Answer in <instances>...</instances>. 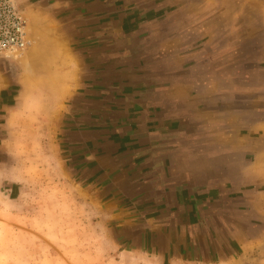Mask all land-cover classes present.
I'll return each instance as SVG.
<instances>
[{"label": "crops", "instance_id": "crops-1", "mask_svg": "<svg viewBox=\"0 0 264 264\" xmlns=\"http://www.w3.org/2000/svg\"><path fill=\"white\" fill-rule=\"evenodd\" d=\"M16 2L30 46L14 105L25 96L47 112L57 165L101 203L120 254L142 264H260L257 107H241L242 83L186 48L179 65L145 59L155 35L144 29L163 10L173 32L189 25L177 17L191 0Z\"/></svg>", "mask_w": 264, "mask_h": 264}, {"label": "rangeland", "instance_id": "rangeland-1", "mask_svg": "<svg viewBox=\"0 0 264 264\" xmlns=\"http://www.w3.org/2000/svg\"><path fill=\"white\" fill-rule=\"evenodd\" d=\"M191 3L187 14L182 10L177 17L182 23L184 16L189 18V25H178L173 32L163 10L144 29L155 35L145 59L157 68L179 65L184 62L180 50L186 48L193 53L190 60L205 58L208 65L224 67L242 83L240 106L257 107L258 128L251 136L263 148L264 0ZM0 28L5 35L8 26ZM26 35L30 40L27 26ZM29 46L0 50V264H142L110 243L101 203L88 197L85 186L74 184L73 173L57 165L55 138H50L55 126L43 107L25 96L14 105L19 84L27 82L23 56ZM256 158L264 167V153ZM252 221L260 242L254 258L264 264V210Z\"/></svg>", "mask_w": 264, "mask_h": 264}, {"label": "built area", "instance_id": "built-area-1", "mask_svg": "<svg viewBox=\"0 0 264 264\" xmlns=\"http://www.w3.org/2000/svg\"><path fill=\"white\" fill-rule=\"evenodd\" d=\"M0 25L8 26L5 35L0 32V50L22 51L30 44L26 35L25 19L19 14L13 0H0Z\"/></svg>", "mask_w": 264, "mask_h": 264}]
</instances>
